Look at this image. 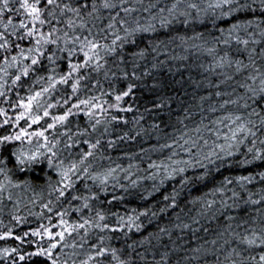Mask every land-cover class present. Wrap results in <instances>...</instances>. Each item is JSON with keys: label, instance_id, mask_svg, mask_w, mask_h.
I'll return each instance as SVG.
<instances>
[{"label": "snow or ice", "instance_id": "6c2138e0", "mask_svg": "<svg viewBox=\"0 0 264 264\" xmlns=\"http://www.w3.org/2000/svg\"><path fill=\"white\" fill-rule=\"evenodd\" d=\"M138 11L148 15L132 17V13ZM248 14L252 18H248ZM197 22L211 24L210 39H206L203 32L180 39L211 43L209 53H217L219 46H224L219 66L235 65L234 72L241 77L236 82L237 88L233 89L235 99L225 100L221 106L230 104L232 110L211 121L212 127L202 122V126L194 129L195 138L185 131L171 143L160 145L162 149H170V154L148 164L147 176L143 178L153 183L151 191L146 190L147 195L141 197L147 199L171 183V191L162 193L163 206L158 211L133 208L121 214L99 207L105 203L101 196L108 195L110 185L113 189L118 185L128 191L119 182L118 170L127 174L124 179L130 180L133 188L138 186L139 178L131 179L132 164L126 169L117 164L104 172L94 171L89 160L95 156L101 140L98 138L93 143L91 139L81 138L90 137L102 122L123 119L113 115L110 109L132 111L131 106L122 108L120 102L133 93L136 85L129 82L125 90L117 91L113 84L121 78L140 79L136 75L140 68L138 61L146 60L152 53L160 54L161 49L168 46L167 41L160 39L159 32ZM145 39L147 42L141 47L140 41ZM257 46H260L259 51ZM129 47L135 50L129 51ZM233 50L235 56L231 54ZM241 56L244 58H239ZM101 74L108 90L98 78ZM144 75L149 73L144 72ZM94 89H99L100 95L81 97L82 91ZM21 91H25L26 96H21ZM113 92L116 103L108 104L103 97ZM0 99L14 112L20 109L13 118L6 108L0 107V213L11 204L8 211L12 219L22 221L23 217L15 215L22 200L14 199V190L30 191L28 202L40 208L36 215L45 217V213H54L59 217L61 229L53 232L52 216H46L49 226L41 225L14 239L24 243V237L29 235L41 240L47 237V247L32 241L30 243L37 245L36 250L26 254H21L18 248L0 249V260L17 264V260L12 259L15 253L19 261H24L27 255L44 257L46 264H77L74 257L79 252L76 250H83L87 245V259L80 264H135L131 257L121 258L123 248L113 246L112 241L119 238L116 234L139 231L143 227L141 217H156L170 209H180L175 219L181 221L182 194L202 184L208 190L187 201L200 205L197 215L191 217V223H176L174 227L181 231L190 229L195 235L200 229L192 225H199L201 219L219 223L223 217L226 223L223 231L217 232V238L204 242L210 244L211 249L201 244L192 248L193 255L185 259L200 261L211 254L213 264H264V208L257 210L259 219L249 217L252 225L244 227L242 232L233 228L238 217L231 214L244 211L247 205H264V187L258 193L249 188L254 183L264 185V171L224 174L232 169H246L257 162L264 163V0H207L205 4L200 0H172L170 5L167 2L161 5V0H149L147 6L143 0H0ZM80 115L87 117L88 126L82 128L78 122L73 124V118ZM153 128L158 125L154 124ZM80 143L87 145V150L74 152ZM113 143L109 140V147ZM135 167L139 170L138 165ZM30 175L44 180L39 192L33 179L20 178ZM217 176L221 178L217 180ZM80 183L84 191L77 187ZM255 195H259V199H253ZM123 199V196L112 195L106 203L111 205ZM72 212L80 215L76 221L69 222L64 217ZM32 214L29 210V215ZM249 219L240 217L235 227L249 225ZM159 231L164 233L168 229ZM93 234L95 242L89 243ZM9 237H13L10 229L0 233V239ZM218 239L223 241V246L217 247ZM143 243L140 242L141 247ZM135 244L126 247L134 252ZM57 248L61 252L71 248L72 252L64 253L61 258ZM136 255L145 259L143 254ZM167 256L168 253H164L161 260H154L153 264H166Z\"/></svg>", "mask_w": 264, "mask_h": 264}, {"label": "trees", "instance_id": "16d2710c", "mask_svg": "<svg viewBox=\"0 0 264 264\" xmlns=\"http://www.w3.org/2000/svg\"><path fill=\"white\" fill-rule=\"evenodd\" d=\"M154 2V0H153ZM167 2L169 5L172 0H161V5ZM202 4H205L207 0H200ZM149 0H143L144 6H147ZM153 12L156 9L152 10ZM107 13L105 12V16ZM123 15V14H122ZM144 12H134L132 17L147 16ZM241 18H244V14H241ZM248 18H252L251 14H248ZM107 23V20L104 21ZM211 31V24L205 23H193L187 27L183 25H176L172 30H161L159 32L160 39L167 41L168 46L166 49L162 48L160 54H149L146 60L138 61L140 68L136 70V75L140 79L124 80L119 79L113 84V87L117 90H125L126 85L132 82L136 85L133 89V93L129 97H125L120 102L122 108L131 106L130 112H117L115 108L109 111L113 115H118L123 119L119 122L104 123L102 122L95 132H92L90 137H84L83 139H91L94 143L96 139L101 140L100 147L96 150L95 156L90 158L89 163L92 164V168L96 172H104L108 168L116 167L119 164L122 168H128L129 164L133 165L131 169V179H138V186L133 188L130 184V180L124 179V172L118 170L119 182L128 188L125 192L124 189L118 185L115 189L109 186V193L107 196H101V200L105 203L98 205L104 209L111 208L112 211H119L121 214L135 208L138 211H143L145 208H152L158 211L162 204V193L171 191V183L165 185L161 189V192L155 193L153 196H149L147 199H142V196L147 195L146 190L151 191L153 181L144 179L147 176L148 164L151 161H157L165 159L170 154V149L160 148V145L164 143H171L174 138L179 137L182 132H189L193 138L196 133L194 129L197 126L208 124L210 127L213 125L211 121L217 120L219 117L225 115L228 111H231L232 105H224L225 100L235 99V93L233 89L237 88V80L241 77L235 74V65L231 68L220 67L219 57L224 55V46L220 45V50L217 53H209L207 49L212 47V44H204L199 39H186L181 40L180 37L187 38L193 37L196 33L203 32L206 39H210L208 36ZM155 35V34H152ZM146 37L149 34H145ZM170 37H175L174 40ZM259 39V36H257ZM147 40L140 41V46L143 47ZM235 47V46H234ZM257 46V50L259 51ZM134 48L129 47V51H134ZM235 56L234 50L231 52ZM156 57L154 59L153 57ZM239 58H244L243 56ZM155 65V67H153ZM131 70V65L128 66ZM113 71L116 69L113 68ZM144 72H148L149 75L145 76ZM119 75V73H118ZM228 76H233V79H227ZM101 79L103 88L108 90V84L104 82L103 75L99 77ZM221 93L217 96L216 93ZM25 91H21V96H26ZM115 92L112 95L104 96L103 99L108 101V104H115ZM13 101L16 99L15 93L12 94ZM85 95H100L99 89L91 91H82L81 97ZM105 104V107H108ZM157 105H161L157 107ZM0 107H4L8 110L9 115L14 118L15 112L20 111L13 109L2 102L0 99ZM148 109V111H146ZM215 109V111H213ZM55 111V110H54ZM143 116V119L140 117ZM123 120H127L124 123ZM87 117L80 115L73 118V124L78 122L80 126L86 127ZM23 125V121L21 122ZM158 125V128H153V125ZM187 125V128H185ZM107 127V131L104 129ZM62 130V129H61ZM91 132V128L89 127ZM127 133V135H125ZM139 133V135H137ZM207 136V133H202ZM123 137V139H120ZM111 140L114 143L111 147L108 145V141ZM183 143V141H181ZM87 150V145L80 143L79 147L74 152ZM181 155H184L181 152ZM78 158V157H77ZM150 158V159H149ZM68 161H65L67 163ZM139 166V170L135 167ZM264 171V163L257 162L254 165L249 166L246 169H232L230 172H225V175H247L248 173L255 174L256 172ZM21 179L29 178L33 179L37 185L36 191H40V186L44 184L43 179H36L33 176L24 177ZM221 177L217 176V180ZM53 179L55 176L53 175ZM91 184V181H88ZM211 185H209L210 187ZM81 191L83 189V183L77 185ZM264 187L260 183H254L249 185V188L258 193L259 189ZM208 188L202 184H198L192 187L189 191H185L180 199V207L184 209L181 213V221L175 219V213L180 212V209L168 210L165 213H159L156 217L149 215L148 217H141L140 223L143 227L136 231L128 232L125 235L123 232L117 233L118 239H114L112 244L114 247L123 248L124 251L121 254L122 259H129L135 261V264H153L155 261H160L164 253H168L166 258V264H213L214 257L209 254L200 261L186 260L185 257L193 255L191 249L204 244L205 241H211L217 238L218 231H223V225L226 223L223 217L220 218L218 223L216 220H209L207 218L201 219L200 224H193V228H199L200 230L193 235L190 229H184L181 231L175 228L176 223H191V217L197 215V211L200 205H191L187 201L195 196L201 195L207 191ZM32 195L30 191H21L19 189L14 190V199L20 197L22 203L19 206V211L15 215H19L24 219L22 221H16L12 219L8 209H11V204L8 205L3 213H0V233L6 232L9 229L13 232V237L7 239H0V249L4 248H18L21 254H26L36 250V243H30L32 241H38L42 246H48V238L44 237L42 240L39 237H33L31 235L24 237L25 242L21 243L14 239L15 236H22L25 232L31 233L32 230L40 228L41 225L45 227L49 226V220L45 218L48 215L52 216L51 226L53 232L60 231L59 217L54 213H45V217L36 215L40 212V208L37 205L32 207L28 202L29 197ZM112 195L123 196V201H114L109 205L106 203L110 200ZM253 199H259V195L253 196ZM7 203V201H5ZM74 204L78 202H73ZM67 205H65L66 207ZM264 208V205H247L244 206V211L237 213L233 211L231 214L236 215L238 219L233 222V228L236 231H243L244 227L252 225L249 217H255L259 219L258 209ZM29 210L33 213L29 215ZM191 210V211H189ZM87 215V210H85ZM78 213L72 212L69 216L64 218L69 222L76 221L79 218ZM240 217L249 219V225H242L241 228H236V224L240 223ZM161 228H167L168 232H160ZM208 231H204V229ZM125 232L127 230L125 229ZM153 234L149 236V234ZM168 233H171L169 236ZM75 235V234H74ZM78 239V237H77ZM143 241V247L140 246V242ZM71 238H69V243ZM94 234L89 240V243H94ZM135 251L127 248L126 245L133 244ZM223 246V241L218 239L217 247ZM205 248L211 249L210 244H204ZM79 255L74 257L77 264H80L81 260L87 259L85 249H77ZM57 253H61L63 258L64 253L70 254L71 248H64L61 252L60 248L56 249ZM136 253L143 254L145 259H141ZM12 259L17 260V264H46V258L44 257H31L25 256L24 261H19L18 256L13 253ZM0 264H11V260H0Z\"/></svg>", "mask_w": 264, "mask_h": 264}]
</instances>
